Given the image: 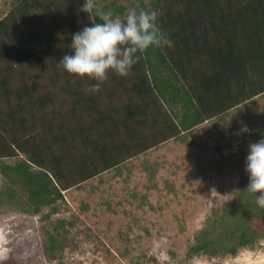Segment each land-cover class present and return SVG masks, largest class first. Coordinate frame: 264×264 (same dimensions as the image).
Returning a JSON list of instances; mask_svg holds the SVG:
<instances>
[{
    "label": "trees",
    "instance_id": "trees-1",
    "mask_svg": "<svg viewBox=\"0 0 264 264\" xmlns=\"http://www.w3.org/2000/svg\"><path fill=\"white\" fill-rule=\"evenodd\" d=\"M41 1L12 0L0 18V175L8 195L21 196L34 213L51 206L47 218L63 190L264 94V0H102L96 10L120 18L133 7L155 10L172 46L139 54L126 77L109 72L99 91L91 89L97 81L65 70L58 84L54 70L59 52H70L72 34L99 19L80 11L84 0H50L54 16L38 13ZM42 71L59 91L44 89ZM248 183L211 210L188 257L236 256L264 238V208ZM68 221L44 230L47 260L64 250Z\"/></svg>",
    "mask_w": 264,
    "mask_h": 264
},
{
    "label": "rangeland",
    "instance_id": "rangeland-1",
    "mask_svg": "<svg viewBox=\"0 0 264 264\" xmlns=\"http://www.w3.org/2000/svg\"><path fill=\"white\" fill-rule=\"evenodd\" d=\"M11 3L0 0V18L8 14ZM95 3L100 10L103 1ZM38 13L54 16L56 6L42 0ZM50 18L42 19L47 23ZM67 51L59 54L63 57ZM55 62L61 84L64 69L59 60ZM20 66L29 72L25 60ZM42 73L39 82L44 89L59 91L58 84L49 80L51 73ZM53 108L60 109V102ZM260 139H264V94L244 108L235 107L63 190L58 210L47 218L51 206L34 213L21 196L8 195L9 186L0 175V264H264V238L236 256L186 255L211 210L234 197L247 180L248 146ZM59 218L70 222L64 226L67 240L61 255L49 261L43 254L44 230L52 231Z\"/></svg>",
    "mask_w": 264,
    "mask_h": 264
},
{
    "label": "clouds",
    "instance_id": "clouds-1",
    "mask_svg": "<svg viewBox=\"0 0 264 264\" xmlns=\"http://www.w3.org/2000/svg\"><path fill=\"white\" fill-rule=\"evenodd\" d=\"M80 11L99 22L72 34L70 52L59 63L69 74L97 81L91 85L93 91H99L109 72L128 76L140 60L139 54L150 47L172 46L159 26L155 10L138 11L133 7L120 18L111 11H97L95 0H84ZM245 170L249 178L247 188L256 195V204L264 208V139L249 144Z\"/></svg>",
    "mask_w": 264,
    "mask_h": 264
}]
</instances>
